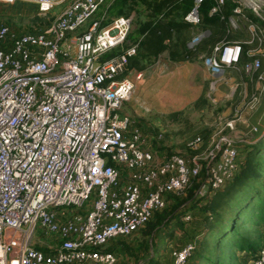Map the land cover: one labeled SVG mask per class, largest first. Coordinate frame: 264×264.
I'll return each instance as SVG.
<instances>
[{
    "label": "built area",
    "instance_id": "2783aa9c",
    "mask_svg": "<svg viewBox=\"0 0 264 264\" xmlns=\"http://www.w3.org/2000/svg\"><path fill=\"white\" fill-rule=\"evenodd\" d=\"M26 1L40 15L56 16L34 32L0 24V264H120L105 249L109 241L144 228L168 205V195L184 196L205 169L197 198L223 188L240 171L239 142L254 144L258 128L236 138L229 131L246 122L240 116L205 153L201 135L187 152L159 153L156 143L170 147L161 129L147 132L122 112L135 88L124 74L138 45L105 58L126 43L134 16L104 25L94 17L109 0ZM204 1L195 0L189 23L201 22ZM224 3L215 0L210 15L221 14ZM236 17L246 21L250 38L217 42L201 59L221 82L241 69L245 55V74L264 83V0H240L229 32L239 27ZM90 19L73 36L75 45L68 43ZM262 94L252 93L245 104L256 108ZM38 229L51 240H38ZM195 247L175 249L174 264H187ZM244 264H264V246Z\"/></svg>",
    "mask_w": 264,
    "mask_h": 264
},
{
    "label": "rangeland",
    "instance_id": "374dc122",
    "mask_svg": "<svg viewBox=\"0 0 264 264\" xmlns=\"http://www.w3.org/2000/svg\"><path fill=\"white\" fill-rule=\"evenodd\" d=\"M115 1L109 0L103 5L95 15L94 20L104 19L103 23H106L111 21L114 16L117 17L119 7ZM126 1L127 8L134 16L132 29L126 42L127 45H132L145 37L142 27L153 21L162 11L159 10L158 4L164 0ZM237 1L240 3V0ZM58 9L59 7H56L54 11ZM188 13L185 15L182 9H176L167 16L163 25L166 30L161 36V38L164 37L163 44L170 47L179 38L177 27H171V23L176 22L182 26L183 21H187ZM55 16L54 13L40 15L36 5L26 0H18L15 3H0V24H7L19 33L45 29L55 19ZM236 19L239 27L230 32L225 27L224 37L222 36L221 40L219 38L218 42L226 41L227 38L230 39V36L232 40L243 42L250 38L246 21L239 17ZM90 23L91 19L75 33H70L68 43L74 46L73 36L86 30ZM189 24L187 29H182L191 50L189 56L184 60L171 59L168 49L160 52L157 56L150 57V51L158 49L157 38L154 39L155 43L151 49L147 46H141L138 51V55H141L139 64L125 75L135 81V88L122 109L123 114H127L133 121L140 123L147 132L160 128L167 144L170 145V149L181 153L187 152V143L198 135H201L205 141L201 150V153H205L206 149L213 147L214 139H217L221 132L229 131L226 126L228 121L243 116L246 122L241 120L236 128L229 132L236 138L237 136L240 138L243 131L246 132L251 126H256L258 131L251 136L254 139L258 138V140L254 144L239 142L241 166H244L242 163L245 162L246 157L252 159L259 157L264 161V136H262L264 100L256 108L250 109L245 103L249 101L254 84L249 82L246 85L236 87V82H232L230 79L227 83L213 80L208 67L201 59L202 55H208V50L214 44L213 41L209 42V38L213 35H211V31H208V35L205 34L193 46L191 44L193 39L205 33L206 30L199 28V24ZM72 50L74 51V48ZM230 76L235 75L231 73ZM259 85L260 88H264V83L260 82ZM257 92L260 93V90L258 89ZM253 145L259 146L260 150L255 148L252 150L255 147ZM199 156L202 157L201 154ZM247 178L244 176L242 181ZM248 180L244 185H239L240 182H234V180L221 188L217 194L212 193L200 198L206 197V201L214 202L216 198L220 199L221 193L237 184L232 197L224 198L222 202L228 204L224 206L221 204L220 206L219 210L223 218L222 216L219 219L214 218L210 223L213 224V228L209 230L208 227V230L196 239L197 249L187 264H213L214 262L209 261L208 258H215L218 255L224 262L231 259L238 264H243L245 258L246 260L249 258L246 254L248 252L242 253L236 248H231V243L235 240L232 238L233 233H230L228 229L233 225V229L238 232L237 239L241 240L243 237L253 240L259 232H264V227L256 225L251 219L253 209L248 208L254 194L261 193L264 189V165L256 183L248 182ZM187 195L188 193L181 197L185 198ZM259 197L264 198V195L259 194ZM241 201H244L243 205L239 211H236L238 203ZM188 216H192V214L186 213L179 217L186 227H189V223L193 219V216L187 218ZM237 219L239 221L236 223ZM146 226L132 236L121 238L122 241L116 242V252L120 264H172L173 251L176 247L184 244V230L179 226L178 219L169 220L166 226L159 227L157 233L154 231L150 232L151 234H145ZM221 229L223 230L221 231ZM224 231L227 232L224 233ZM36 237L42 241L49 242L51 240L40 229L37 230ZM202 242L206 247L202 246ZM199 252L202 254L201 257H199ZM235 254L236 258L233 257Z\"/></svg>",
    "mask_w": 264,
    "mask_h": 264
},
{
    "label": "trees",
    "instance_id": "16d2710c",
    "mask_svg": "<svg viewBox=\"0 0 264 264\" xmlns=\"http://www.w3.org/2000/svg\"><path fill=\"white\" fill-rule=\"evenodd\" d=\"M115 4H117V6L119 7L117 11V14H118L117 16H129L132 14L129 8H127L128 4L126 0L124 1L116 0ZM214 4H215V0H205L199 7V12L201 15V22L199 23L198 27L206 31H211V35H213L211 38H209L210 40L207 39L209 40V42L211 41L214 42V44L208 50V55L211 54L212 48L219 41V38L221 40V37L224 35L226 31L225 27H227V20L232 15H234V10L239 3L237 0H225L222 13L210 15V10ZM194 6H195V0H164L162 3H159L158 8L159 10H162V11L157 15V17L153 21L146 23L142 27V31L144 32L143 34L145 37L142 40L140 39L138 42L133 43V44H138L137 53L136 55L130 58L129 65H128L127 71L124 74V76L130 72V69L134 70L132 68L137 67V65L139 64V57H141V55H138V51L140 50L141 46H147L148 48L151 49L155 43L154 41L155 38H157L158 49L155 51H150V57L157 56L160 52L164 51L165 49H168L170 53V58L173 60H184L187 58L191 50L188 47L186 36L182 33L183 28L187 29L190 26V24L187 21H183L182 26L178 25L176 22L171 23V27H177V32L179 33V38H177V40L172 44L173 46L171 45L169 47L163 44L164 37L161 38V36L163 35V32H165L166 30V27L163 26L164 21L166 20L167 16L171 12L175 11L176 9L177 10L182 9L186 15L189 11H191L194 8ZM247 13L250 16H252L248 10H247ZM222 15H224V19H222ZM108 22L104 23V25L107 24ZM229 35L230 34H228V36ZM182 36H183V39H181ZM231 38L232 37L230 36V39ZM226 40H228V38ZM128 46L130 45H127V43H125L120 48L106 54L105 58H111L112 56L122 53L123 50L127 48ZM136 123L142 126L140 123L138 122ZM254 148L258 150L259 146L253 147L252 150H254ZM155 149L159 153L164 154V155H167L170 151V147H166L164 145V142L156 143ZM166 151L168 152L165 154ZM239 152H240V149H239ZM240 161H241V156H240ZM242 165L244 166L243 167L241 166L240 171L236 174L235 178L230 182L232 183L235 180L234 182H240L238 183L239 185H244L247 179H249L248 182L256 183V179L261 174L264 161L259 157L258 158L255 157V159H252L251 157H246L245 162H243ZM205 173H206V169L201 173L200 179L193 180L192 186L190 187L188 191V195L185 198L178 196V195H168L167 196L168 205L163 210H158L155 212L153 218L146 224L147 226L144 229L145 234H148L150 232L152 233L154 231L155 233H157L159 231L160 226L162 225L166 226L169 220L172 221L173 219L177 218L179 226H181L184 230L183 231L184 244H182L179 247H176L175 249H179L189 242H194L196 244L194 252L196 251L197 249L196 239L202 236V234H204L206 230H208V227H209V230L213 228V224H210V223L213 221L214 218L219 219L222 216L219 210L220 206L221 204L223 206L228 204V203L224 204L222 202L224 198L232 197V194L234 193L235 187L237 185L236 184L235 186L230 187L224 193H221L220 199L216 198L214 202L210 200L206 201L205 199L206 197H204V199L197 198L196 192H197V189L201 186L203 179L205 178V175H206ZM244 176L248 178L245 181H242ZM219 190L215 191L214 193L217 194ZM259 194H262L263 196L264 189L261 191V193L258 192L254 194L253 198L251 199V202L249 203L248 208L253 209V215L251 219L255 222V224L264 227V198L259 197ZM243 202L244 201H241L238 203V208L236 211H239L241 209ZM186 213H191L193 216V219L191 218L192 220L189 223V227H186L185 223L182 222V220L179 218L182 215L184 216ZM238 221L239 219L236 220V223ZM222 230L223 229H221V231ZM228 231L230 233H233L232 238L233 240H235L233 243L230 242L231 248H234V249L236 248V250H238L239 252L242 251V253L248 252L246 254L249 258L256 256L259 250L264 246V232H259L258 236L255 237L253 240L247 237H243L241 240V239H237L238 232L235 229H233V225L229 227ZM225 232L227 231H224V233ZM121 238H124V237H118L116 239L109 241L105 249L107 251L114 252L117 254L116 242L122 241ZM201 244L203 247H206V245L203 242ZM199 255H200L199 257L202 256L200 252H199ZM233 257L236 258V254ZM249 258H247V260ZM208 260L214 262L213 264H238L236 263L235 260H231V259L228 262H224L220 258L219 255L218 257H215V258L209 257ZM247 260L245 258L244 263ZM172 264H174V257L172 260Z\"/></svg>",
    "mask_w": 264,
    "mask_h": 264
},
{
    "label": "crops",
    "instance_id": "0c3cea01",
    "mask_svg": "<svg viewBox=\"0 0 264 264\" xmlns=\"http://www.w3.org/2000/svg\"><path fill=\"white\" fill-rule=\"evenodd\" d=\"M36 5V4H35ZM36 7H37V5H36ZM37 10H38V7H37ZM132 15V14H131ZM208 31H206L205 32V34H207L208 35ZM204 34V33H203ZM230 34V33H229ZM239 40V39H238ZM226 41H236V40H231V39H228V40H226ZM245 41V40H244ZM241 42H243V41H241ZM138 45V44H137ZM190 45V44H189ZM189 47V46H188ZM245 48H247V45H245ZM247 59V57H245V55L243 56V59H242V64L244 63V61ZM242 64L240 65V70L239 71H230V72H227L226 73V75H227V78H229V77H231L230 75H231V73H233L235 76H232L231 78H230V80L232 81V82H236V87H239V86H243V85H246L247 83H249V82H251L252 84H254V86H253V88H252V90L251 91H253L252 93H257V91H258V89L260 90V91H264V88L263 87H261L260 88V85H259V83L260 82H258L257 80H253V81H251L250 80V78L245 74V72H244V70H243V66H242ZM242 66V67H241ZM208 71L210 72V70L208 69ZM210 75L212 76V74H211V72H210ZM213 77V76H212ZM213 80H214V77H213ZM222 83H227L228 82V80L226 79V80H222L221 81ZM251 93V94H252ZM263 95V99H262V102H263V100H264V94H262Z\"/></svg>",
    "mask_w": 264,
    "mask_h": 264
},
{
    "label": "water",
    "instance_id": "95a60500",
    "mask_svg": "<svg viewBox=\"0 0 264 264\" xmlns=\"http://www.w3.org/2000/svg\"><path fill=\"white\" fill-rule=\"evenodd\" d=\"M220 149H221V148H220ZM212 161H213V158L210 160V162H209V163L211 164V162H212Z\"/></svg>",
    "mask_w": 264,
    "mask_h": 264
}]
</instances>
